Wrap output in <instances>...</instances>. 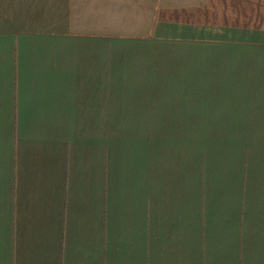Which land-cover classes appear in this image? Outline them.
<instances>
[{"label": "crops", "instance_id": "crops-1", "mask_svg": "<svg viewBox=\"0 0 264 264\" xmlns=\"http://www.w3.org/2000/svg\"><path fill=\"white\" fill-rule=\"evenodd\" d=\"M0 264H264V0H0Z\"/></svg>", "mask_w": 264, "mask_h": 264}]
</instances>
